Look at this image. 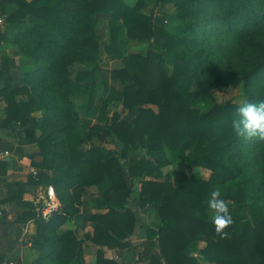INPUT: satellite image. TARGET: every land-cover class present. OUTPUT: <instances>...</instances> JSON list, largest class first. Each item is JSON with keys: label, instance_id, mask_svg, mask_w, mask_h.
<instances>
[{"label": "trees", "instance_id": "1", "mask_svg": "<svg viewBox=\"0 0 264 264\" xmlns=\"http://www.w3.org/2000/svg\"><path fill=\"white\" fill-rule=\"evenodd\" d=\"M152 1L155 7L174 3L179 9H184L181 15L186 23L179 33L172 34L158 26L154 22L153 12H142L148 0H137L133 6L124 0H3L0 3V15H5L6 23L18 24L26 18L35 22L26 34L30 41L44 47L43 50L50 48L54 42L62 46L66 27L61 25V19L64 11H70L75 18L72 39L87 49L77 60H86L93 65L91 69L78 72L75 82L70 77L69 65L73 61L68 53H63L54 64L48 66L32 60L34 67L25 72L31 75L50 70L52 78L47 85L55 90L54 99L64 98L67 101L62 117L68 121L63 128L69 147L68 156L65 155L68 166L60 170L58 175L46 173L55 171L57 158L61 156L55 138L51 133L37 135L38 129H43L48 119V105L44 97L32 93L33 88L25 84L15 85L12 71L20 70V65L17 59L8 55L2 57L0 68V100L7 104L3 126L24 129V142L36 144L40 148L42 161L32 163L41 170L37 176L38 183L53 185L65 179H80L83 188L108 183L107 191L102 196L107 206L105 213L81 214L77 210L61 212L59 209L49 221H44L32 207L24 219L35 220L44 228L62 225L70 217L93 223V232L86 234V239L99 247L97 264H122L119 260L107 259L104 249L132 247L136 215L128 206L132 192L129 177L132 181L148 176L152 179L142 182L139 200L142 205L154 208L161 217V225L149 231L147 238L151 247L149 251L158 240L164 258L162 262L150 252L146 256L149 264H200L192 256L195 251L206 262L213 264H264V208L257 201L249 205L248 215L241 204H228L233 223L223 230L227 233L223 235L216 231L205 210V203L211 198L216 182L195 174H183L182 179L174 184L169 180L162 181L161 172V166L166 162L163 152L166 146L174 157L187 166L204 165L226 180L236 177L237 169L227 163L225 152L242 139V135L233 127V121L239 118L240 107L264 101V0ZM10 4H16L17 8L7 12ZM98 14L118 15L122 20V26L111 22V45L107 47L110 54H117L122 60V69H105L98 63L95 31ZM122 27L126 28L130 39L151 43H155L153 40L164 41L161 51L155 52V68L147 55L134 53L123 56L119 53L118 48L124 45L120 41ZM200 31L216 35L217 52L220 55L224 54L227 46L221 40L222 35L259 55V60L250 65L242 76L230 79L234 87L243 84L257 87V91L249 92L245 104L233 101L223 104L212 100L205 108L195 106L206 92L200 85L192 90L193 72L201 64L211 63L207 57L197 59L194 55H188V48L199 49L201 41L195 36ZM80 34L83 36L78 37ZM5 39V34L0 33V45ZM165 54L173 58L171 76L165 69ZM99 79L107 92L100 108L99 121L123 143L120 152L105 151L98 147L85 151L79 149V145L89 135L81 137L75 131L73 106L68 97L73 94L87 96L91 105ZM112 79L122 82L123 91L115 90L110 84ZM114 101L122 103L130 112H136V117L128 121L121 119L116 112L110 113L108 105ZM151 106H155L157 111ZM37 111H43V116H35ZM139 148L148 157H154L156 162L136 157ZM125 159L129 160L128 169L122 163ZM202 241H205L206 246L201 250L199 243ZM82 243L75 230H67L59 235L56 244L39 236L33 245L39 250L41 259L54 255L55 264H86Z\"/></svg>", "mask_w": 264, "mask_h": 264}, {"label": "rangeland", "instance_id": "2", "mask_svg": "<svg viewBox=\"0 0 264 264\" xmlns=\"http://www.w3.org/2000/svg\"><path fill=\"white\" fill-rule=\"evenodd\" d=\"M124 1L130 6L135 5L137 2V0ZM16 8V4H11L7 7L8 11H13ZM179 8L180 7L174 3L161 4L158 7H155L154 2L152 0H148L147 6L142 9V12L145 14L153 12L154 22L158 26H162L172 34H176L182 30L183 25L186 23L185 18L181 15V12H184V9ZM63 13L64 15L63 19H61V25L64 24L66 27V35L61 42L62 46H59L57 42H54L50 48L43 50L44 47L38 45L34 41H30L27 37L28 35L26 34V31L30 30L31 24L35 22L31 21L29 18H26L21 23H16L14 25L4 24L3 26H5L6 39L0 45V62L3 55L13 57L19 62L20 70L12 71L15 85L22 86L25 84L29 88H33L32 93L44 97L48 105V119L45 121L43 129H38L37 133L39 135L51 133L55 138L57 142V151L61 153V156L57 158V166L60 170H63L67 166V159L65 158V155L68 156L69 153V147L65 141L66 135L63 131V128L68 124V121L62 117L63 112H65L67 108V101L64 100V98L62 100L54 99L56 95L55 90L49 88L47 85L50 83L52 78L50 70H44L42 73L36 72L31 75H26L25 72L32 70L34 67L32 60L36 61L37 64L41 63L43 66H48L50 64H54L63 53H68L70 60L73 61L69 65L70 77L73 82L76 81L78 72L92 68L93 65L88 63L86 60H77L78 57H81L82 53L87 52V49L79 45L76 40L72 39V31L74 28L73 23L75 20L73 14L70 11H64ZM0 20L5 23V18L3 16ZM96 21L97 24L95 25V31L96 42L98 44V63L105 69H122L124 67L122 60L117 56V54H110L107 50V47L111 45V22H116L118 25L122 26L121 18L118 15L110 16L107 14H98ZM121 30L120 41H122L124 45L120 47L118 46L119 53L123 56H129L134 53L147 55L150 57L152 66L155 68L157 64L155 52L161 51V45L164 44V41L153 40L152 42L155 43H151L149 41L139 42L128 38L126 28L122 27ZM55 36L57 35L54 30V37ZM82 36L83 34H80L78 37ZM195 37L201 41V45L199 49L188 48V55H194L197 59L199 57H207V60L211 62L207 65L201 64V67L195 69L193 72L194 81L192 90L197 89L200 85L205 88L206 92L205 97L201 101H197L195 106L198 108H205L212 100L223 104L228 101H233L240 105L245 104L247 102L249 92L257 91V87L254 88L245 84L240 85L239 87H234L230 84V79L242 76L244 71L248 69L250 65L259 60V55L251 49L242 48L231 38L223 35L221 40L227 46L224 50V54L220 55L217 52L216 35L214 33L212 34L200 31ZM200 48H202L201 52ZM164 59L166 62V72L169 76H171L174 70V64L172 62L173 58L171 55L165 54ZM155 77L157 79L156 74ZM97 82V90L94 101L91 105H89L87 96L73 94L68 97L69 102L73 106L72 115L76 124V127L74 128L75 131L79 132L81 137L89 135L88 139H85L79 145V149L85 151L98 147L105 151L114 150L120 152L122 150L123 143L110 133L99 121L100 108L107 97V92L101 79ZM110 84L119 92L124 89V85L120 80L112 79ZM151 108L157 111L155 106H151ZM108 111L110 113L116 112L120 114L121 119H126L128 121H132L137 115L136 112H130L125 109L122 103L118 101L110 103L108 105ZM34 114L38 117H42L43 111H37ZM163 152L166 155V162L161 166V172L163 175L162 181L169 180L176 184L182 179L183 174H195L205 180H214L216 182L215 190L219 189L221 191L222 199H224L227 204H241L243 206L244 213L247 215L249 214V205L254 201H257L259 205L264 208V139L259 137L242 136L240 143L225 150L227 163L231 167L237 169L236 177L229 180L214 174L211 169L204 165H185L179 158L174 157L172 152L166 146L163 148ZM135 156L148 158L156 162L154 157H148L146 152L141 148L138 149ZM122 163L124 168L128 169L129 160H122ZM130 179L131 178L129 177V184L132 192L128 199V206L136 215V228L134 237L131 240L132 247L127 249H130L133 253H131L132 256L129 258L128 262H126L124 257L122 258L118 255L107 257L105 254V257L107 259L119 260L122 264H149V259L146 258V256L151 252L164 262L158 240L155 241L156 245L149 251L151 247L149 246L147 238L149 231L156 230L161 225V217L154 208L149 205H142L139 200V196L142 191V182L152 178L144 176L141 177V179H133L132 181H130ZM58 185V200L60 198L63 199L66 208L71 212L76 210L81 211V206L83 205L81 200L83 198H86V202L83 207L84 214L105 213L107 211V206L104 204L102 198L107 191V182L98 186H92L96 187L95 189L89 187V191H86V188L81 186L80 179H65L64 182H60ZM75 205L78 207H75ZM205 210L209 220H211L208 209V201L205 203ZM86 223L88 225L83 228L79 225L76 228V232L79 238L83 240L82 253L85 263L91 264L94 252H92V257H89L91 253L89 247L91 245L95 247L98 246L86 239V234L92 233L94 229L93 223ZM41 226L42 225H40L41 229L38 231L37 235L43 236L49 242L56 244L59 235L64 229H61V226H50L47 228ZM65 226L71 228L73 227L68 223ZM87 230H89L88 233H86ZM141 232L143 233L142 236H138L140 238H137L136 234ZM205 246V241L199 243V249L202 250ZM106 249L107 248L104 249L105 252ZM147 249L148 251H146ZM124 250L126 249H122V251ZM192 256H195L199 260L200 264H213L206 262L202 255L197 251L192 252ZM86 258H88L89 263H87ZM33 264H55L54 255L44 257L40 260L37 259V263Z\"/></svg>", "mask_w": 264, "mask_h": 264}, {"label": "crops", "instance_id": "3", "mask_svg": "<svg viewBox=\"0 0 264 264\" xmlns=\"http://www.w3.org/2000/svg\"><path fill=\"white\" fill-rule=\"evenodd\" d=\"M1 2H3V0H0V3ZM7 12L10 11L7 10ZM2 16L5 18V15H0V19H2ZM0 21V33L6 36L5 26L3 25L14 24H8L6 21L3 23L2 20ZM6 107V102L0 100V148L9 149L11 151V156L2 164V172L0 175V258L16 259L20 264H33L37 263V259H41L39 250L33 245L34 240L39 237L37 234L41 228L35 220L26 221L24 218L32 207L36 210L38 201L42 196L46 195L48 187L53 186L58 196V184L60 182L53 185L38 183L39 179L37 176L41 170L32 163H40L42 161L43 158L40 155V148L36 144H27L24 142V129L17 126L15 128H5L3 126L5 121L4 110ZM37 135L40 136L38 133ZM67 166L63 170H65ZM34 170L38 171L37 175L33 174ZM58 170L60 169H58L57 166L55 171H46V173L58 175ZM95 188L96 187H92V189ZM89 189L86 188L85 190L89 191ZM81 201L83 205L81 206L80 212L84 214L83 207L86 198H83ZM59 203L61 212L70 211L66 208L63 199L60 198ZM75 207L78 206L75 205ZM67 223L69 225L71 224L73 227H66L65 225ZM85 223L86 222L82 219L70 217L64 224L59 226H61V229H64L62 232L67 230L76 231L79 225L82 228L88 225ZM88 232L89 230L86 231V233ZM142 234V232L138 233L136 237L140 238L138 236H142ZM89 249L91 250L89 257H92V252H94L91 264H96L97 251L99 248L91 245ZM131 253H133V251L130 249L124 251H111L106 249L107 257L118 255L122 258L124 257L126 262H128L129 258L132 256ZM88 258H86L87 263H89Z\"/></svg>", "mask_w": 264, "mask_h": 264}, {"label": "clouds", "instance_id": "4", "mask_svg": "<svg viewBox=\"0 0 264 264\" xmlns=\"http://www.w3.org/2000/svg\"><path fill=\"white\" fill-rule=\"evenodd\" d=\"M239 118L233 121L236 131L246 137H259L264 139V101L259 104L247 103L238 109ZM210 218L216 226V231L227 235L223 230L233 223L227 202L221 198V191L211 192L208 201Z\"/></svg>", "mask_w": 264, "mask_h": 264}, {"label": "built area", "instance_id": "5", "mask_svg": "<svg viewBox=\"0 0 264 264\" xmlns=\"http://www.w3.org/2000/svg\"><path fill=\"white\" fill-rule=\"evenodd\" d=\"M1 22V21H0ZM11 156L9 149L0 148V175L2 172V164ZM34 175L38 174L37 170L33 171ZM60 209V203L57 198L55 188L53 186L48 187L46 195L42 196L38 201L36 212L40 219L49 221L53 214ZM0 264H20L16 259H1Z\"/></svg>", "mask_w": 264, "mask_h": 264}]
</instances>
